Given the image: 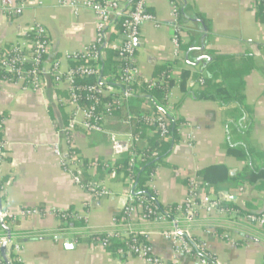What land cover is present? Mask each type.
I'll return each mask as SVG.
<instances>
[{"label": "crops", "instance_id": "1", "mask_svg": "<svg viewBox=\"0 0 264 264\" xmlns=\"http://www.w3.org/2000/svg\"><path fill=\"white\" fill-rule=\"evenodd\" d=\"M178 4L189 15L194 11L202 12L210 20L211 30L197 32L193 21H184V36L176 53L171 1L148 0V11L155 16L156 22H148L141 29L136 53L140 77L144 81L160 78L154 75L155 69L169 62L174 64L169 72L172 79L179 81L183 69L205 71L206 65L201 70L202 62L196 65L200 54L210 56V51L252 54L257 68L248 74L245 86L246 102L254 118L249 139L264 152V21L258 19V0H179ZM33 23L41 24L49 38L48 64L58 60L64 71L72 64L67 55L83 50L97 38V14L93 9L80 7L75 11L73 6L60 5L58 0H29L21 14L0 10V51L31 42L27 36L30 34L28 27ZM192 32L199 33L195 40H192ZM110 35L113 42L122 39L120 30L115 27ZM201 83L191 81L190 86L198 89ZM169 91L172 100L168 102L165 98L163 107L172 119H182L178 129L180 142L165 157L172 166L161 165L146 185L154 190L158 203L179 206L188 195L189 179L196 177L202 167L225 163L236 173L245 162L228 155L222 147L226 118L217 102L200 101L191 96L183 98L178 84L170 85ZM66 99V84L51 82L44 89H34L21 81L0 79V139L9 145L4 172L0 174L2 213H7L0 219V246L6 242L5 238L8 239V231L4 234L1 222L4 220L5 226L14 231V236L11 231L10 240L17 243L19 249L14 251L8 244L7 247L20 264H149L127 253L118 251L115 255L90 239V233L113 227L114 218L133 185L130 179L123 180L117 173L115 178L111 177L105 168L106 163L112 164L121 156L114 153L110 135L88 133L79 127L74 143L83 159L84 177L89 182L102 184L111 194L95 198L73 181L54 151L57 140L65 142L58 132L57 121H66L69 117L72 108ZM143 108L154 112L156 102L145 104L144 100L139 111ZM127 115L116 121L109 117L106 124V129L118 133L121 140L127 139L128 132L132 133L129 125L123 122ZM118 123L121 128H117ZM153 133L150 129L149 134ZM139 139V147L145 149L148 142L145 138ZM64 147L67 146L64 144ZM99 162L103 164L101 171ZM228 194L235 195L237 198L233 202L241 207L254 212L264 209V191L250 184L239 186ZM22 208L35 211L23 215ZM58 211L77 213L81 217L64 220ZM138 212L134 227L149 229L156 254L171 261L174 257L170 242L159 227L146 222ZM76 222L83 224L76 225ZM217 224L225 225L221 234H226L227 226L233 223L219 211L209 214L204 210L189 227L194 237L207 239V248L216 264H264V231L242 222L241 227L231 226L234 241L220 234L205 233L208 226ZM179 261L180 264L192 263L189 256L179 257Z\"/></svg>", "mask_w": 264, "mask_h": 264}, {"label": "built area", "instance_id": "2", "mask_svg": "<svg viewBox=\"0 0 264 264\" xmlns=\"http://www.w3.org/2000/svg\"><path fill=\"white\" fill-rule=\"evenodd\" d=\"M27 1L29 0H22L20 4H15L12 0H2L0 10L21 14ZM170 1L174 43L177 48L176 53H178L184 36V26L181 22V12L177 1ZM58 2L63 6H73L75 11H78L80 7L93 9L97 14L96 40L83 50L68 54L67 58L72 64L68 70L64 71L58 60L48 64L49 38L41 24L33 23L28 27V32L33 37L31 42L4 52L0 51V79L21 81L34 89H44L51 82L57 85L66 84V101L72 109L66 121H57V128L58 132L63 135L64 144L67 147L57 140L54 143V151L60 158L61 165L76 184L84 187L95 198L109 196L111 192L102 184L89 182L85 179L83 159L74 143V135L79 127L88 133H108L113 144L121 140L118 138V133L106 129V124L115 109L121 108L135 94L137 85H140V79H143L139 74L136 56L141 29L148 22H156V18L148 11V0H85L83 2L58 0ZM259 3L264 5V0H258ZM117 25H120L122 39L119 42H113L110 31ZM108 47L117 53L118 80L115 84L105 82L106 78L102 75V62L106 58L105 50ZM88 78H95L98 81L87 83ZM170 79H172L170 73H163L160 78L145 82L149 89L164 85L167 89L165 98L170 102L172 100V93L169 91ZM204 80L205 77H202L200 81L204 82ZM144 99L145 104L154 102V99L148 95ZM137 118L154 126V132L160 137L167 136L172 126L171 117L162 109L153 112L143 108V111L141 110L137 114H128L123 122L130 125L131 119ZM139 140V137L128 132L127 139L123 140L127 142V151L136 147L140 148ZM8 151L9 145L4 139H0V174L4 172ZM121 153L123 152L116 154ZM154 155H159V152ZM143 156L144 154L141 152H133L132 163ZM105 168L111 177H116L117 170L112 167L111 163H106ZM206 185L197 177L189 179L188 195L177 207L178 213L172 220L168 219L167 214L154 200H150L145 195L137 196L133 186H130L126 200L114 218L113 227L103 232L90 233V239L95 244L98 243L106 248L113 241L121 240L126 248L119 247V253L141 257L149 264H180L179 257L183 256H189L192 259L191 264H216L207 248V239L196 238L189 230L201 211L205 210L209 214L219 211L229 222L233 223L231 226L241 227L242 222H245L255 226L259 231H264V209L241 217L237 210L223 208L220 204L223 199L207 194ZM34 211V209L22 208L21 213L29 215ZM137 212L146 222L159 227L163 237L170 242L174 257L171 261L156 254L151 243L149 229L134 227ZM58 213L64 220L81 217L73 212L58 211ZM6 216L7 213H2L0 219ZM231 226H227L229 231L227 230L226 234H221L216 229L225 228V225L222 224L208 226L205 233L211 236L220 234L225 239L234 241V234L230 230ZM5 241L8 239L5 238ZM7 244L14 251H18L17 243L10 240ZM0 264H8L1 251Z\"/></svg>", "mask_w": 264, "mask_h": 264}, {"label": "trees", "instance_id": "3", "mask_svg": "<svg viewBox=\"0 0 264 264\" xmlns=\"http://www.w3.org/2000/svg\"><path fill=\"white\" fill-rule=\"evenodd\" d=\"M258 10V19L260 22H263L264 5L259 3ZM179 11L181 12V22L183 23L187 20L193 21L197 25V32H208L211 30V22L202 12L194 11L193 14L189 15L183 11L182 5H179ZM115 29L121 30L120 25H117ZM197 35L199 33L192 32V40H195ZM27 37L32 41L33 37L31 34ZM7 49H3L2 52ZM105 52L106 58L102 62V75L106 78L105 82L115 84L118 80V68L116 67L117 53L111 47L106 48ZM210 53V59L207 60L205 71L199 73L183 69L179 74V81L177 79H170L169 84L180 85V89L184 94L183 98L191 96L196 100H212L219 104L226 118V136L222 147L228 155L233 156L238 161L245 162V166L235 174H231L230 167L227 164H213L202 167L197 172L196 177L202 183L207 184L205 186L207 194L218 198H220V193L224 191L229 193L234 192L239 186L246 184H250L260 191H264V152L252 144L251 139H249L254 126V118L252 109L247 104L245 97L246 77L257 68L256 59L249 53L218 54L214 51H210ZM190 61L195 62V59L190 58ZM173 65V63L167 62L164 65L157 66L154 75L159 77L163 72L168 74ZM203 76H205L204 82L200 84L198 89H193L190 86L191 81L196 84L200 83ZM96 81L98 79L95 78H88L86 80L87 83ZM147 85V82L140 79V85H137L135 94L121 108L115 109L111 118L116 121L127 114H137L140 104L145 100L146 95L150 96L156 102V112L158 109L165 110L163 103L167 89L164 85L149 89ZM171 120L172 126L169 134L165 137H160L157 133L149 134V130H154V126L139 118L131 119L132 123L129 127L133 135L135 137L145 138L148 146L145 149L136 147L127 152H123L117 161L112 163V167L118 171L117 176H122L123 180L130 179L136 195H145L150 200H154L167 214L169 220H172L177 213L178 206L176 204L163 205L158 203L154 190L149 185H146V182L151 179L152 174L161 165L172 166L166 161L165 157L180 142L178 129L182 119L171 118ZM117 128H121L119 123L117 124ZM133 152H141L144 156L132 163L131 156ZM156 152H159V155H154ZM99 164L98 167L101 171L103 164L101 162ZM101 177L104 176L102 175ZM220 204L223 208L237 210L238 215L241 217L254 212L228 199L221 200ZM5 221L9 223V220L6 219ZM75 224L82 225L83 223L76 222ZM216 229L219 233H222L221 229ZM3 231L4 234L7 233L4 227ZM11 231L12 236H14V231ZM119 247L126 248V245L121 240L113 241L107 249L116 255ZM6 252L10 264H20L10 248L7 247ZM212 260H215L214 257Z\"/></svg>", "mask_w": 264, "mask_h": 264}, {"label": "water", "instance_id": "4", "mask_svg": "<svg viewBox=\"0 0 264 264\" xmlns=\"http://www.w3.org/2000/svg\"><path fill=\"white\" fill-rule=\"evenodd\" d=\"M210 59V56L209 55H206V54H200L198 57H197V62H196V65H200V63L202 62V67H201V70H203V68L205 67L206 63H207V60ZM189 61V60H188ZM113 149H114V153H118V152H126L128 147H127V142L123 141V140H118L116 141L114 144H113ZM231 174H234L235 173V169H231L230 171ZM219 197L221 199H229V200H232V201H235L236 200V196L235 195H229L228 192H225V193H220L219 194ZM0 213H2V203H1V199H0ZM3 226L5 227L6 231H8V241H10L11 239V231L9 228H7L4 224V220H1ZM8 241L4 242L1 246V252L3 253V256L5 258V260L7 261L8 264H10L9 260H8V257H7V252H6V248H7V243ZM68 248H74V245H68L67 246Z\"/></svg>", "mask_w": 264, "mask_h": 264}]
</instances>
